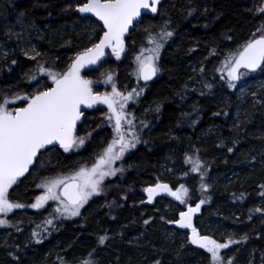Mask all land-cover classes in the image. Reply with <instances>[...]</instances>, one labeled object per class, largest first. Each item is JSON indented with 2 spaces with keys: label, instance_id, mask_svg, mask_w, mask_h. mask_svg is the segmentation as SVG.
<instances>
[{
  "label": "trees",
  "instance_id": "1",
  "mask_svg": "<svg viewBox=\"0 0 264 264\" xmlns=\"http://www.w3.org/2000/svg\"><path fill=\"white\" fill-rule=\"evenodd\" d=\"M88 1L0 0V100L47 81L52 70L65 69L72 57L97 43L101 27L88 29L85 17L76 13ZM262 2L161 0L156 17H143L126 39L129 49L124 57L107 59L100 66L114 71V83L121 89H131L135 73L130 66L136 47L144 44L150 31L166 34L160 74L147 84L140 105L133 107L147 123L140 143L132 136L134 146L124 150L114 176L104 183L110 192L96 196L87 211L57 228L49 226L46 209L25 210L34 184L72 163L75 167L77 162L88 161L86 155L96 150L97 142L72 157L55 148L40 154L29 174L8 188L7 198L21 207L6 221L24 222L27 230L21 234L10 228L0 231V264H194L201 256L199 264H214L186 241L185 231L167 225L187 204L200 201L204 202L200 218L224 214L225 232L208 234L216 242L229 240L215 264L264 263V208L254 206L264 196V157L257 155L258 139L250 135L261 113L259 107L250 106V113L234 125L235 88L227 80L220 81L215 72L221 60L258 36L256 31L264 25ZM26 35L37 48L34 56H26L20 48ZM98 71L86 75L95 77ZM242 73L264 80V64L255 73ZM95 118L86 115L80 127L94 130ZM108 133L100 132L94 140H105ZM167 157L182 168L175 176L161 177L159 165ZM190 157L201 161L200 172L187 167L185 160ZM45 158L48 163L43 164ZM240 176L241 183L235 182ZM158 183L167 185V192L186 190L183 202L166 192L157 193ZM114 185L120 186L117 194ZM147 189H155L150 202H145ZM161 229L171 235L161 237Z\"/></svg>",
  "mask_w": 264,
  "mask_h": 264
},
{
  "label": "rangeland",
  "instance_id": "2",
  "mask_svg": "<svg viewBox=\"0 0 264 264\" xmlns=\"http://www.w3.org/2000/svg\"><path fill=\"white\" fill-rule=\"evenodd\" d=\"M260 11L264 14V0L262 2ZM85 21L88 22V29L97 28L100 26L98 23H96L91 18H85ZM85 32L87 35H90L88 31H85ZM256 34L258 35L257 37H264V25L259 26L258 30L256 31ZM163 36H166V34L164 33L163 35V33L158 34L156 32L150 31V33H148L145 39L144 44L141 43L138 47H136V50L134 51L133 56L131 58V66H130L133 72L135 73V76H134L135 80L132 83L131 89L123 90L120 88V86L114 83L115 74L113 70H108L106 68H100L102 63L105 62V60L107 59H111L113 61H120L129 49L127 47V44L125 45L126 52L124 53V55L120 56L119 54V57H117L115 52L108 50L107 48H104L103 55L99 57V59L96 61L95 64H90L86 61L87 64L85 65V67L80 68L84 70V72H82L84 78L93 79V82H90V86H92L91 85L92 83H94V85L96 86L97 85L108 86L105 92V96L103 97L111 98L114 109L116 110L117 113H119L122 116L121 130L123 131V129H126L125 133H127V131H130V130L133 131V129H135V131H133L132 136L134 137L135 141L138 144L140 143L142 139L141 131L146 128L147 123L143 122L140 118H138L137 114L134 113L135 111L133 112V107L134 106L138 107L140 105V99L142 98V95L148 86L147 84L143 85L139 82L138 72L141 66V62L146 61L149 56H153L154 57L153 63L157 69V77L159 76L160 73L158 70V66L160 62V51H161V47L165 40ZM26 37L27 39L22 40L20 48L26 56H29V57L34 56L37 51V48L35 44L30 41V37L27 35L25 36V38ZM150 41L152 42L150 43ZM157 43L160 45L158 53L155 51ZM242 47H239L235 52L230 54L229 57H226L225 59H223L225 61L222 62L221 60L220 61L221 63L219 62V64H217L218 67L216 68L215 72L217 75L220 76V81L225 82L227 80L228 82H230L231 85H233L232 87L235 88V90L233 91V94L235 97L236 107L234 110V114L232 116V119H233L232 121L234 125H238L241 121L244 120L245 116H247L250 113V109H249L250 106L259 107V111L261 113V116H260L261 120L259 122H256L255 126L252 128L253 129L252 132H250V135L254 136L255 139H258L256 148H255L257 155H262L264 157V80L256 76L249 77V75L245 73L238 75V79L236 80H230L228 77V72L233 63V60L235 59L236 55L238 54V52L241 50ZM78 54L72 57V59L70 60L68 65L65 67V69L57 71V72L55 70H52L48 74V77L46 79L47 81H43V80L38 81L37 83L33 84L28 89V91L22 94H18L14 96L6 95L4 98L0 100V112L4 113L6 111H14L15 109L22 107L26 103L28 98H30L32 95L47 90L52 83L51 81L54 80L53 76H55V78H58L64 74H67L72 69V66L77 62L78 58H80V57L75 58ZM96 69H98L99 71L97 72V75H94L95 77L86 75L87 73L91 71H94V70L96 71ZM109 76L111 77L110 80L108 79ZM113 88L116 89V92L119 93V95H115L113 93ZM101 91L102 90L99 91V95H101ZM125 97H127V99H125ZM121 105H123V107H121ZM103 106H105L107 112L103 114L104 109L99 110V112H97L96 114H93V116L99 117L101 115H104L105 120L100 125H99V120H97L98 121L97 127H95L94 130L90 131L91 133L89 136L90 140L84 139L82 143L76 142L74 147L71 149V151H74V153L72 154H65L56 149L58 152L63 153L65 156L72 157L76 154L83 153L82 151L83 148L86 146L88 147V145L91 144L92 142H97L96 150L91 151V153H89L90 155H86L88 161H83L80 164L77 162L75 167H72V164H73L72 163L70 164V166H65L62 170L57 171L56 174L50 177H46V178H42L38 180L34 184L35 192L30 202L27 203L26 206H24L25 210H27L28 212H40L46 209L47 211L46 216L50 221L49 226L51 228L53 227L57 228V226H59L61 222L69 221L79 215H82L85 211H87L86 209L89 203L92 201V199H94L96 196H98L101 193L105 196L111 190V187H108V184L105 186L104 183L106 180L112 179V177L114 176L116 172L115 165L116 163H118V159L111 160L110 163L106 162V163L100 164V167L97 173L94 175H89L91 173V170L94 167H96V165L101 161L102 158H104V153L106 149L109 147L108 146L109 143L107 144L105 142L104 137L99 138V140H94V138L98 137L97 135H99L100 132H102L101 129L103 127L112 128L114 135L117 137V133L115 131V123H116L115 117L113 116L112 111L109 110L107 104ZM98 108H101V107H98ZM128 121H130V123H128ZM156 121H157V118H156ZM133 122L135 124H133ZM126 136L127 138H131V139L133 138L131 137L130 133H128ZM112 154L113 155L115 154L114 151ZM185 162L187 163V167L191 171L195 173L200 172L202 168V163L198 158H195V157L186 158ZM42 163L43 164L48 163V160L45 158L44 160H42ZM181 168H182V165L176 164L173 158L167 157L159 165V174L161 177L175 176L181 171ZM117 169H120V171H122L119 166ZM82 171L84 175H80ZM99 172H109V173H114V174L106 175L101 179L99 176ZM233 175L234 177H237L238 172L237 173L235 172ZM85 179H91V180L99 179L100 180V183L98 186L99 194L90 195L88 199L85 202H83L82 205L79 207L78 214L75 216H72L70 215L69 211H65L66 206L69 209H71V206L67 205L61 199V197L59 196V189L65 182L69 180H76L78 181L79 186H81L84 183ZM242 179H243V176H240L238 179L234 178V181L241 183ZM54 182H55V186H53ZM18 183H13V184L17 185ZM157 185L163 186V184L161 183H158ZM102 186L105 187L106 189L102 190ZM115 186H116L117 191H114V193L117 194L120 190V186L114 185L112 186V188ZM50 188H51V191H49ZM85 191H90V189L86 188ZM165 192L167 193L169 197H173V199H175L176 201H181V200L176 199L174 196H171L170 192H167V190H165L163 187L157 188V193H165ZM174 192H178V194L181 196V199L186 195V191L183 189L181 191H179V189H176ZM41 198H44V199L41 200ZM146 199L147 200H145V202L146 201L149 202V194L147 195ZM153 199H154V196L151 195V200ZM7 200L9 203L17 204V201L9 200L8 198ZM38 201L40 202V206L33 207V205L36 204ZM197 205H200V207L198 211L191 214V227H184V228L180 227L178 222L181 220V214L187 213L189 208H195ZM202 205H204L203 201H200L194 206L187 204L186 205L187 207H183V210L177 215L176 220L167 222V225L174 227L177 231H180V232L185 231L186 241L194 245L195 247L200 248L202 252L205 253L206 256H208V259H207L208 263H214L212 261L211 254L208 251H206V249L201 248L199 247L198 244H193L191 242L193 238L192 229L194 228L196 230L197 237H203V236L209 237L208 234L222 235L225 232V227H226V225L221 221L224 214L221 213L219 215L220 217L218 218H210V219L200 218L201 209L203 207ZM254 206L256 209H258L259 207L264 208V196L258 199ZM18 208L19 207H14L7 212H0V221H3V223H0V231L2 230L4 231L10 228L11 230L16 229L15 232L21 234L22 232H25V230H27V228L23 227L24 222L21 223L20 221H17L14 224H12V222L6 221L9 219V217L13 215L14 210ZM229 212H230V209H228L225 212V214H228ZM260 216L261 215H259L258 217ZM241 231H243V229L239 231L238 233L239 235H242ZM159 233L161 237L171 235V232L168 231L167 229H161ZM130 238L135 240L134 236H130ZM228 241L229 240L227 237L225 238L224 242H217V243L229 244ZM226 249L227 248L221 249L219 255ZM202 258H203L202 256L195 258L193 260V263L194 264L201 263ZM258 261H262V260L261 259L257 260V263H259ZM260 264H264V263H260Z\"/></svg>",
  "mask_w": 264,
  "mask_h": 264
},
{
  "label": "snow or ice",
  "instance_id": "3",
  "mask_svg": "<svg viewBox=\"0 0 264 264\" xmlns=\"http://www.w3.org/2000/svg\"><path fill=\"white\" fill-rule=\"evenodd\" d=\"M156 2L157 0H151V3L150 0H107L106 3H101V0H89L79 10L81 12H92L104 22L105 27L108 29L104 38L94 49H89L88 53L78 58L77 62L72 66V70L63 78L56 79L53 76L56 87L51 89V91H46L36 96L28 108L21 109L15 116L0 112V212H7L14 207H21L19 204L8 202L6 198L7 189L15 183L18 176L23 175L27 171L28 165L32 163L33 157L40 148L47 144H52L54 141H59L65 151L71 146L70 134L75 126V121L79 118L78 108L80 104L91 106V103H95L98 100L100 103L108 105L109 110L112 111L115 117V131L119 137L113 144L119 143L121 146L120 152L113 155V147L110 145L104 153V158L91 170L89 175L96 174L100 164L110 163L111 160L119 159L124 150L129 147L124 142V137L121 133L122 116L114 109L111 98L93 97L88 88V81L79 79L78 73L84 61L95 64L99 57L103 55V48L105 46L111 47L112 41L116 42L117 47H114L113 51L119 57V52L123 50L121 38L128 30L133 19L140 15L141 9L151 7V10L155 12L154 5ZM167 35L171 36L172 33L168 32ZM159 47L160 45L157 43L155 48L157 53ZM153 60L154 57L149 56L146 61L141 62L140 72L145 80L151 79L157 71ZM262 62H264V37L249 43L240 52L234 66L228 72V77L230 80H236L238 79L237 72L239 68L243 67L249 71H256L261 67ZM108 79L110 80L111 77L109 76ZM113 93L119 95L115 88H113ZM109 174L114 173L99 172L101 179ZM80 175H84L83 171ZM99 183V179H85L76 193L67 197L70 201L71 209L66 206L65 211H69L72 216L77 215L79 207L90 195L99 194ZM53 186H55V182ZM161 187L165 190L168 188L167 185H157V188ZM86 188L90 189V191H85ZM49 191H51V188ZM146 191L149 193L150 202L151 193L155 189H147ZM170 194L183 202L178 192H170ZM43 199L41 198V200ZM39 206V201L33 205V207ZM199 207L200 205H197L195 208H189L187 213H182L181 220L178 222L179 226L182 228L191 227V214L198 211ZM0 223H3V221H0ZM192 232L193 238L191 242L206 249L211 254L214 264L221 259L220 250L227 248L228 244L217 243L207 236L197 237L194 228ZM103 241L104 238L102 237L100 242L103 243ZM86 264H90V262H86Z\"/></svg>",
  "mask_w": 264,
  "mask_h": 264
},
{
  "label": "water",
  "instance_id": "4",
  "mask_svg": "<svg viewBox=\"0 0 264 264\" xmlns=\"http://www.w3.org/2000/svg\"><path fill=\"white\" fill-rule=\"evenodd\" d=\"M88 2H89V1H88ZM88 2H87V3H88ZM106 2H107V1H101V3H106ZM87 3H85V4H87ZM150 3H151V0H150ZM85 4H84V5H85ZM160 4H161V0H157V2H156L155 5H154V7H155V9H156L155 12H153V11L151 10V7H150V8H147V9H141V10H140V15L137 16V17H135V18L133 19L132 23H131V24L129 25V27H128V30L123 34V36H122V38H121V39H122V43H123V50L119 52L120 56L124 55V53L126 52V51H125L126 39L129 37L130 32L134 29V26L137 25V24H140V23H141V20H142L143 17H149V18H154V17H156L157 14H158V10H159V6H160ZM84 5H83V6H84ZM83 6H81V7H83ZM81 7H78V8L76 9V13H77V15H78L80 18L85 17V18H91V19H93V20H94L96 23H98V24L100 25V27L102 28V33H101V35H100V37H99V39H98V42H97V44H99L100 41L104 38V35H105V33L108 31V29L105 27L104 22H103L102 20H100V19H99L94 13H92V12H81V11L79 10ZM260 38H262V37H256V38H253L252 40H250L249 42H247V43L241 48V50L238 52V54L236 55L235 59L233 60V63H232V65H231L229 71H230L231 68L234 66V64H235V60L239 57L240 52H242V51L244 50V48H245L249 43H252V42H254L255 40L260 39ZM97 44H96V45H97ZM96 45H95V46H96ZM95 46H93V47L90 48V49H94ZM114 47H117V45H116V42H115V41H112V46H111V47H109V46H105L104 48H107L108 50L113 51V48H114ZM104 48H103V49H104ZM113 52H114V51H113ZM86 53H88V51H86V52H82V53L78 54L75 58L82 57V56H84ZM115 53H116V52H115ZM263 64H264V62H262L261 67H262ZM261 67H260V68H261ZM260 68H258L256 71H249L248 69L241 67V68L238 69L237 76H238L241 72H246V73H250V74H251V73H255V72H257ZM65 75H67V74H64V75H62V76H60V77H58V78H56V79H61V78H63ZM156 76H157V71H156L155 75L152 76L151 79H149V80H145V79H143V76H142V74H141V72H140V69H139V72H138V79H139V82H140L141 84H143V85L148 84V83L152 82L153 80H155V79H156ZM79 79H80V78H79ZM55 87H56V83H55V80H53L52 83H51V85H50V87H49L47 90L32 95L30 98H28V100L26 101V103H25L22 107H20V108H18V109H15L14 111H6V112H4V113H5V114H10V115H12V116H15V115H16L21 109L28 108V106L32 103L33 99H34L36 96L40 95V94L43 93V92L51 91V89H53V88H55ZM88 109H89V106H88L87 104H80V105H79L78 111H79L80 115H79V118L75 121V126L72 128V132H75V127H76V125H77L78 123H81V122H82L83 113L86 112V111H88ZM56 147H59V148L62 147L61 144L59 143V141H54L52 144H47V145H45L43 148H40V149L37 151L36 155L33 157L32 163H30V164L28 165V169H27V171H25L23 175L18 176V177L16 178V181H15V182H16V183L20 182L22 179H24V178L29 174V172L31 171V169L34 167V165H35V163H36V161H37V159H38V157H39L40 154L44 153L47 149H50V148H56ZM78 188H79V183H78V181H76V180H69V181L65 182V183L60 187V189H59V196L61 197V199H62L67 205L71 206L70 201H69V199H68L67 197L74 195V194L76 193V191L78 190Z\"/></svg>",
  "mask_w": 264,
  "mask_h": 264
},
{
  "label": "flooded vegetation",
  "instance_id": "5",
  "mask_svg": "<svg viewBox=\"0 0 264 264\" xmlns=\"http://www.w3.org/2000/svg\"><path fill=\"white\" fill-rule=\"evenodd\" d=\"M87 63H86V61H84L83 62V65L81 66V67H85V65H86ZM80 67V68H81ZM79 68V73H78V76H79V78L81 79V80H84V81H88V88L90 89V91H91V95L93 96V97H103V96H105V92H106V90H107V88H108V86H106V85H94V83H92L91 85L92 86H90V82H93V79H91V78H84L83 77V73L82 72H84V70L83 69H80ZM72 70V69H71ZM70 70V71H71ZM69 71V72H70ZM68 72V73H69ZM67 73V74H68ZM100 90H102L101 91V95H99V91ZM91 103V102H90ZM103 105H106L105 103H100L98 100H97V102H95V103H91V106H89V109H88V111H86V112H84L83 113V118H82V122H83V119H84V117L86 116V115H90V114H96L97 112H99V110H103L104 109V112H103V114L104 113H106L107 111H106V108H105V106H103ZM98 107H101V108H98ZM97 120H99V125L101 124V123H103L104 122V120H105V116L104 115H101V116H99V117H96L95 118V121H97ZM82 122L81 123H78L77 125H76V127H75V132H72V130H71V134H70V139H71V146L68 148V150L67 151H65V149H64V147H61V148H59V147H56L55 149H57L58 151H61V152H63V153H65V154H72V153H74V151H71V149L74 147V145H75V143L76 142H81V141H83L84 139H89L90 140V138H89V136H90V131L91 130H85V129H83V127H80V125L82 124ZM133 124H135L134 122H133ZM124 128V127H123ZM102 132L101 133H104V132H106V131H108L109 133H108V136H107V138L105 139V142L108 144L109 143V145L108 146H110V145H112V147H113V151H114V153L116 154V153H119L120 152V144L119 143H116V144H113V142L115 141V140H118V135H117V137L114 135V133H113V131H112V128H109V127H103L102 129ZM125 130L126 129H123V131L121 130V133L123 134V137H125V139H124V142L125 143H127L130 147L132 146V143H133V141H134V139L132 140L131 138H127V134L128 133H130L131 134V137H132V135H133V132L130 130V131H127V133H125ZM115 139V140H114ZM88 143V142H87ZM87 143H85V144H87ZM83 145H84V143H83ZM87 148V146L86 147H84L83 148V152L85 151V149ZM128 148L129 147H127L125 150H128ZM12 185H14V184H12ZM11 185V186H12ZM10 186V187H11ZM8 190L9 189H7V193H8ZM6 196H7V194H6Z\"/></svg>",
  "mask_w": 264,
  "mask_h": 264
},
{
  "label": "bare ground",
  "instance_id": "6",
  "mask_svg": "<svg viewBox=\"0 0 264 264\" xmlns=\"http://www.w3.org/2000/svg\"><path fill=\"white\" fill-rule=\"evenodd\" d=\"M202 199V198H201ZM204 199V198H203ZM205 201V200H204ZM203 206V205H202ZM54 228V227H53Z\"/></svg>",
  "mask_w": 264,
  "mask_h": 264
}]
</instances>
